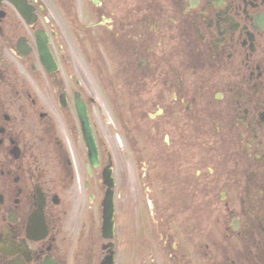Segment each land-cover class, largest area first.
I'll list each match as a JSON object with an SVG mask.
<instances>
[{
	"label": "flooded vegetation",
	"instance_id": "af4514ba",
	"mask_svg": "<svg viewBox=\"0 0 264 264\" xmlns=\"http://www.w3.org/2000/svg\"><path fill=\"white\" fill-rule=\"evenodd\" d=\"M0 264H264V0H0Z\"/></svg>",
	"mask_w": 264,
	"mask_h": 264
},
{
	"label": "water",
	"instance_id": "95a60500",
	"mask_svg": "<svg viewBox=\"0 0 264 264\" xmlns=\"http://www.w3.org/2000/svg\"><path fill=\"white\" fill-rule=\"evenodd\" d=\"M84 125L85 127L86 124H87V120L84 118ZM85 137H86V142L89 146V157H90V161L93 163V164H96L97 163V150H96V145H95V142L93 140V137L91 135V132H87V130L85 129ZM106 178V177H105ZM107 190H109V192L107 191L106 192V196H111V191L110 189L108 188Z\"/></svg>",
	"mask_w": 264,
	"mask_h": 264
}]
</instances>
